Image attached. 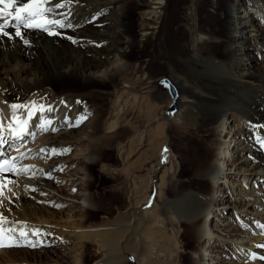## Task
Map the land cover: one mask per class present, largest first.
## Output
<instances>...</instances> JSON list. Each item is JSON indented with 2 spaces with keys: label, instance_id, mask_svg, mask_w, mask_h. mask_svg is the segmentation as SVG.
<instances>
[{
  "label": "bare ground",
  "instance_id": "bare-ground-1",
  "mask_svg": "<svg viewBox=\"0 0 264 264\" xmlns=\"http://www.w3.org/2000/svg\"><path fill=\"white\" fill-rule=\"evenodd\" d=\"M133 8L138 10L136 18ZM9 11L14 12L15 7ZM48 19L60 20L65 27L49 25L53 35L21 28L28 44L10 32L15 23L11 18L0 19L11 26L5 27L10 36L0 33V125L6 141L0 154L15 157L16 167L26 168L19 175L6 174L0 179L5 185L0 189L2 229L16 231L19 241L20 231L29 241L37 235V239L55 236L59 231L43 224L37 202L47 195L53 197L46 188L58 191L53 186L61 184L58 174L68 170L72 163L68 161L80 159L87 164L93 160L88 145L91 139L95 143L101 127L102 134L109 132L102 122L103 108L91 101L97 96L91 88L99 87L104 100L114 97L117 101L125 96L124 86H144L165 75L174 81L180 95H185H179L171 122L185 123L190 106L196 116L195 128L211 136L207 140L209 156L205 164L195 165V177L229 193V199H216L210 193L188 190L175 205L167 206L168 221L176 235L185 222L196 240L214 235L223 240L222 246L233 249L228 261L215 264H264V0H78L53 7ZM132 49L137 51L134 67L123 84ZM206 65L217 74L201 71L193 81L185 75L204 70ZM77 82L79 87L74 85ZM12 104L26 105L27 111L35 113L28 125L32 134L23 142L12 141L8 127L13 120L26 118L27 111L24 107L14 110L9 107ZM51 127L57 130L52 132ZM222 131L228 132L229 141L219 137ZM81 140L85 147L79 146ZM53 148L59 154H50ZM122 151L120 147L119 155ZM19 153H24L23 157ZM222 157L221 162L234 170L218 165ZM167 158L176 165L172 151ZM67 177L79 185L78 207L82 214H89L94 202L87 190L85 165ZM52 200L64 204L55 196ZM179 202L184 203L180 208ZM223 209L225 215L232 210L235 216H224L208 229L212 214L206 221L199 220L205 210ZM144 213L128 224L125 221V226L124 222L113 226V232L102 222L84 229L81 235L85 238L97 232V238L102 235L105 243L118 245L123 232L134 233L149 219ZM77 221L80 224V219ZM239 223L248 229L243 230ZM1 248L0 264H20L10 258L7 248ZM191 256L193 264L208 263L201 250ZM123 260L121 256L109 257L105 264Z\"/></svg>",
  "mask_w": 264,
  "mask_h": 264
},
{
  "label": "rangeland",
  "instance_id": "rangeland-1",
  "mask_svg": "<svg viewBox=\"0 0 264 264\" xmlns=\"http://www.w3.org/2000/svg\"><path fill=\"white\" fill-rule=\"evenodd\" d=\"M77 1L72 0L74 3ZM22 2L24 1L20 0L18 4ZM133 9L132 15H135L138 10ZM134 17L136 18V15ZM9 25L8 21L5 27L8 28ZM10 29L15 35L14 29ZM132 51L133 55L127 61L129 64L127 63L125 69L123 84L131 78L134 67L137 51ZM201 71L217 74V70L206 65L204 70L188 71L185 75L193 81L199 78ZM164 76H158L154 82L144 86H124L125 96L117 101L114 97L104 100L98 94L99 87L91 88L94 94L97 93L91 101L97 107L103 108L101 118L109 132L102 134L101 127L100 132L95 134L99 136L95 143L91 139L88 145L91 147L93 160L87 164L80 159L68 161L72 162L68 170H61L58 174L61 184L55 183L53 186L58 191L46 188L48 194L53 197L48 199L47 195L37 202L38 215L43 224L50 230L59 231L54 233L55 236L46 235L43 239H37L38 235L32 236L30 241L33 246H29L28 243L19 241L16 231L9 233L8 229H4L6 235L4 234L3 246L0 248H7L11 259L20 264H75L76 260L78 264H92L95 261H99L97 264H105L109 257L121 256L124 259L123 264H193L191 255L198 249L208 262L206 264L228 261L234 251L230 247L222 246L223 240L220 237L211 235L210 238L196 240L185 222H181L180 231L176 235L173 224L168 221L167 206L175 205V201H179L188 190L197 189L203 194L210 193L216 199H229V193L225 188L213 186L205 178L197 179L194 175L195 165L198 166L203 161L206 163L209 156L207 140L211 137L195 128L194 109L190 106L186 109L185 123L163 120L162 107L170 99L167 91L158 85V80ZM74 85L80 86L78 82ZM109 125L112 129L108 128ZM218 135L222 140H230L227 131ZM105 136H108V139H105ZM82 141L79 146L85 147V141ZM120 147L123 149L121 155ZM168 151L175 155L176 165L167 158ZM222 152L226 153L225 147ZM69 155L71 154H66ZM221 160L223 157L218 161V165L234 170ZM84 165L89 176L87 190L94 202L92 211L85 215L78 207L79 185L71 183L67 177V173L77 172V169ZM82 180H85V177H82ZM54 196L64 201V204L53 202ZM185 202H189L188 199ZM180 204L182 207L184 203L179 202V208ZM144 211L149 219L144 221L136 232H123L118 245L105 243L102 235L100 239L97 238V232L85 238L81 235L84 229L95 228L102 222H106L110 226V232H113V226L123 222L125 226V221L128 224L130 220L139 218ZM225 211L212 210L208 215L205 210L199 220L206 221L205 217L212 214V220L208 218L209 226L206 229L215 227L213 224L218 219L235 216L232 210H228L226 215ZM79 219L80 224L77 221ZM150 220L152 222L148 224ZM248 227L242 226V229L247 230ZM152 234L154 241L151 239ZM10 240L17 242L10 243ZM124 244L126 245L123 246ZM209 246V251H205ZM212 258L214 260H211Z\"/></svg>",
  "mask_w": 264,
  "mask_h": 264
},
{
  "label": "snow or ice",
  "instance_id": "snow-or-ice-1",
  "mask_svg": "<svg viewBox=\"0 0 264 264\" xmlns=\"http://www.w3.org/2000/svg\"><path fill=\"white\" fill-rule=\"evenodd\" d=\"M72 0H60L59 3L56 0H27L26 3H22L19 6H16V0H0V17L7 16L11 18L15 23L12 24V28L14 29L15 36L19 37L23 40L24 44H28L29 41L24 38L21 27L25 30L30 29H39L47 32L49 35H53V33L49 30V25H59L61 28L65 27V25L60 20L48 19V13L52 12L54 8H60L64 6V3H71ZM15 7V11H9V9ZM8 24V20H4V23H0V33L6 36H10V33L5 31V25ZM71 27V25H68ZM161 83H164L163 81ZM12 109H19L24 107L27 111L26 105H18L12 104L9 105ZM39 111H43V109H39ZM35 115L32 111H27V117L21 116L18 120H13L8 127V133L12 141H21L23 142V138L26 135H31V131L28 128L29 123L32 120V117ZM51 122L49 121V124ZM40 127V125H36ZM47 131V128L42 129ZM57 129L55 127H51V131L55 132ZM264 143V142H262ZM6 144L4 138V128L0 125V147H4ZM69 149H62L61 151H68ZM18 151V149H17ZM43 152L44 149H41ZM167 151V149H164ZM50 154H59L55 148L51 150ZM21 157H23L24 153H19ZM21 171H26V168H17L15 165V157L12 158H4L3 154H0V179H3L5 173L10 175H19ZM8 183H12L11 180ZM5 185L0 184V189H2ZM11 191V189H8ZM35 191V189H33ZM15 195V193H13ZM0 220H3V215L0 214ZM9 233L13 230L9 229ZM36 235V233H33ZM20 241L28 243L29 246H33L32 242L27 239V235L24 231H20L19 233ZM4 239V230L0 228V246H3ZM15 240H10V243H16ZM264 246V245H261Z\"/></svg>",
  "mask_w": 264,
  "mask_h": 264
},
{
  "label": "water",
  "instance_id": "water-1",
  "mask_svg": "<svg viewBox=\"0 0 264 264\" xmlns=\"http://www.w3.org/2000/svg\"><path fill=\"white\" fill-rule=\"evenodd\" d=\"M162 81L164 83H161ZM158 85L167 91L170 98L167 106L162 107V118L164 121L169 122L174 119V115L177 111L180 91L177 85L167 76L160 78L158 80Z\"/></svg>",
  "mask_w": 264,
  "mask_h": 264
}]
</instances>
